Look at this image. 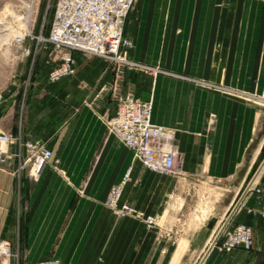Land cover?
Listing matches in <instances>:
<instances>
[{
    "label": "crops",
    "instance_id": "obj_1",
    "mask_svg": "<svg viewBox=\"0 0 264 264\" xmlns=\"http://www.w3.org/2000/svg\"><path fill=\"white\" fill-rule=\"evenodd\" d=\"M124 35L129 59L161 71L118 75L73 52L75 74L50 83L40 43L36 70L3 92L0 130L52 151L38 180L13 157L0 170L12 264H264V107L242 96L264 88V0H135ZM118 92L151 100V123L173 130V173L147 170L107 132ZM123 181L120 203L142 218L105 205ZM226 219L252 229L250 251L211 247Z\"/></svg>",
    "mask_w": 264,
    "mask_h": 264
},
{
    "label": "built area",
    "instance_id": "obj_2",
    "mask_svg": "<svg viewBox=\"0 0 264 264\" xmlns=\"http://www.w3.org/2000/svg\"><path fill=\"white\" fill-rule=\"evenodd\" d=\"M135 0H55L53 17L47 35L31 36L37 43L51 47L53 67L48 73V81L57 83L71 77L76 71L73 52L112 61L118 75L125 70L141 69L155 75L158 68L140 64L128 58V50L133 42L125 37L124 28ZM248 101L264 107V88L259 94H242ZM116 108L109 117H104L107 132L120 140L133 153L147 170L157 173H170L175 168L174 132L152 124L150 121L152 102L142 100L132 94L116 93ZM2 96L0 94V102ZM16 138L7 132H0V166L10 156L8 146ZM27 157L18 164L16 173L28 166V176L38 180L50 162L52 151L38 142H25ZM130 171L126 175L128 178ZM125 181L112 186L105 200L118 217L133 215L139 218L134 207L120 203ZM149 227L156 225L153 216H146ZM252 229L243 223H230L226 219L218 228L211 247L219 252L231 253L240 248L250 251L253 248ZM14 254L5 241L0 244V264H11ZM26 264H60L56 259H46Z\"/></svg>",
    "mask_w": 264,
    "mask_h": 264
},
{
    "label": "rangeland",
    "instance_id": "obj_3",
    "mask_svg": "<svg viewBox=\"0 0 264 264\" xmlns=\"http://www.w3.org/2000/svg\"><path fill=\"white\" fill-rule=\"evenodd\" d=\"M54 5L55 0H0V94L2 98L3 92L11 86V83L16 78L27 76L29 72L32 74L36 70L38 51L41 45L31 36H39L40 34L44 36L48 34L53 17ZM23 23H26V28H24ZM31 40L36 41V44H29ZM132 70L142 71L141 69ZM169 130L173 132L172 129ZM0 132L6 131L0 130ZM7 133L12 134L11 132ZM12 135L16 138L14 144L23 146L26 152L24 156H22L20 150L9 154H19V156L10 157L16 158L21 162L27 157V149L24 144L25 142L31 141L22 142L20 138L14 134ZM3 167L0 166V170ZM23 169H26L28 174V166ZM173 171L170 173H173ZM121 199L122 194L120 202ZM200 205L202 206L204 204ZM127 217H133V215L120 218ZM199 217H201V214H198ZM204 217L199 219H203ZM3 241L0 240V244Z\"/></svg>",
    "mask_w": 264,
    "mask_h": 264
},
{
    "label": "bare ground",
    "instance_id": "obj_4",
    "mask_svg": "<svg viewBox=\"0 0 264 264\" xmlns=\"http://www.w3.org/2000/svg\"><path fill=\"white\" fill-rule=\"evenodd\" d=\"M23 24H24V28H26V25H25L26 23H23ZM19 37H20V35H19Z\"/></svg>",
    "mask_w": 264,
    "mask_h": 264
}]
</instances>
